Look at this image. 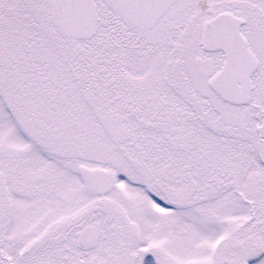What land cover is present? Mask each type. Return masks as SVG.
I'll return each instance as SVG.
<instances>
[{
	"label": "snow or ice",
	"instance_id": "snow-or-ice-1",
	"mask_svg": "<svg viewBox=\"0 0 264 264\" xmlns=\"http://www.w3.org/2000/svg\"><path fill=\"white\" fill-rule=\"evenodd\" d=\"M0 264H264V0H0Z\"/></svg>",
	"mask_w": 264,
	"mask_h": 264
}]
</instances>
